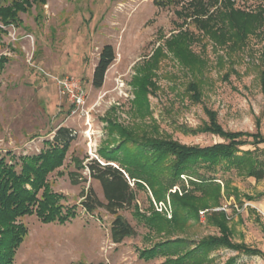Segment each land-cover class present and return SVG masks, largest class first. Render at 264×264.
Masks as SVG:
<instances>
[{"label":"rangeland","instance_id":"obj_1","mask_svg":"<svg viewBox=\"0 0 264 264\" xmlns=\"http://www.w3.org/2000/svg\"><path fill=\"white\" fill-rule=\"evenodd\" d=\"M189 1L46 0L43 5L20 11L19 21L8 26L0 18V26L6 30L0 56L9 58L0 65V159L5 157L8 164H16L19 172L21 157L48 148L47 140L59 127L71 128L76 136L63 164L47 179L52 191L63 195L62 203L77 206V215L65 223L45 222L36 214L18 217L16 224L24 222L28 233L16 249L13 264H169V255L160 253L147 259L141 252L169 237L186 238L194 245L208 234H219L205 224V213L201 212L200 221L191 220L184 232L169 236L151 230L136 214L135 206L147 214L153 206L171 218L169 193H181L180 187L188 186L187 174L161 201L128 178L136 194L134 205L118 214L135 233L114 242L111 226L116 216L104 208L88 213L81 204V194L89 187L105 201L102 186L89 175L88 168L75 164V158L84 160V165L90 159L105 163L99 150L117 137L109 133L111 122L188 145L209 146L224 141L217 134L199 131L210 123L208 110H212L224 130H260L264 136V32L250 36L244 47L231 46L229 41L220 44L199 26L191 12L185 11ZM234 2L248 10L264 4L263 0ZM1 3L8 4L9 0ZM200 18L206 20L207 16ZM186 32L192 38L190 48L204 61L201 74H194L169 48L168 42L178 36L186 39L182 36ZM106 44L114 47L116 58L103 86L96 88L93 73ZM157 53L160 56L153 78L156 92L148 95V107L139 111L133 80ZM67 75L75 78L85 95L82 106H76L59 84ZM196 78L201 86L199 101L189 88ZM247 150L264 163V143L246 144L240 154ZM72 172L79 175L78 183L72 182ZM195 174L215 176L223 189L227 181L232 190L237 189L242 207L233 194L225 196L223 206L216 209L225 208L230 215L235 242L264 251V177L257 180L226 163L215 170L197 167ZM230 258H234L233 264H264L260 256L227 247L212 250L202 264H224Z\"/></svg>","mask_w":264,"mask_h":264},{"label":"trees","instance_id":"obj_2","mask_svg":"<svg viewBox=\"0 0 264 264\" xmlns=\"http://www.w3.org/2000/svg\"><path fill=\"white\" fill-rule=\"evenodd\" d=\"M1 1L0 18L2 23L8 26L19 21L20 11H25L34 4L43 5L46 0H9V3L4 5ZM185 11L191 12L199 26L207 30L220 44L229 41L231 46L244 47L250 36L264 32L262 3L255 9L248 10L237 6L234 0H190ZM202 16H207V19H201ZM4 33L6 30L0 26V46L3 44ZM187 33H182L186 39L178 36L168 42L169 48L194 74H201L204 61L190 48L192 38ZM159 56L157 53L153 61L141 67L133 80L135 104L139 111L148 107V95L156 92L157 84L153 78L156 75ZM115 58L114 47L111 44L104 45L93 73L94 87L103 86L105 74ZM7 60V56H0V65ZM262 83L264 91V72ZM189 88L192 97L199 101V80L194 79ZM208 113L210 123L199 128V131L217 134L224 139L223 142L209 146L188 145L172 138L152 135L147 131H134L135 129L121 123L111 122L109 133L117 134L118 138L111 139V145L100 148L99 154L105 163L90 159V162L84 165V160L75 158L77 167L88 168L89 175L100 182L105 197V201L101 200L95 189L89 187L81 194V204L88 213L93 214L99 208H104L116 216L111 226L114 242H121L135 233L134 227L118 214L119 210L134 205L136 194L129 179L134 180L135 186L149 189L155 199L161 201L166 198L169 190L182 180V175L187 174L188 186L182 185L181 193L177 190L169 193L171 218L153 206L149 214L141 212L135 206L136 214L151 230L169 236L175 232H184L191 220L200 221V212L205 211V224L216 228L219 234H208L193 242L194 245L186 238L169 237L164 241L155 242L152 248H145L141 252L142 255L147 259L160 253L169 255V264H202L212 250L227 247L264 259L262 249L233 240V229L229 225L230 215L225 209H216L223 206L225 196L231 197L233 194L239 207H242L244 202L236 193L237 189L232 190L228 181L224 183L223 189L215 176L195 174L197 167L215 170L219 164L226 163L239 170H245L257 180L263 179L264 163L254 156L253 151L247 150L241 154L240 152L241 147L246 144L264 143V136L260 130L256 133L224 130L217 120V113L212 110H208ZM75 137L71 128L59 127L54 137L47 140L48 148L39 154L21 157L19 172L16 170V164H8L5 157L0 159V264H13L16 249L28 233L24 222L16 224L18 217L36 214L45 222L65 223L77 215V206L62 203L63 195L52 191L47 179L51 172L63 164ZM249 137H252V140H249ZM115 143H118L116 147ZM112 162H116L118 166H114ZM71 179L73 183L80 181L76 172L71 173ZM172 255L177 257L172 258ZM233 262L234 258H230L224 264Z\"/></svg>","mask_w":264,"mask_h":264},{"label":"built area","instance_id":"obj_3","mask_svg":"<svg viewBox=\"0 0 264 264\" xmlns=\"http://www.w3.org/2000/svg\"><path fill=\"white\" fill-rule=\"evenodd\" d=\"M76 82L77 81L75 80V78L68 75L61 77L59 79V84L62 87L63 91L65 93H69L72 96L73 103L79 107L84 104L85 95L83 94V92H81L80 88H78ZM161 205H163L162 202ZM219 209H225V208H219ZM201 214H204V211H201Z\"/></svg>","mask_w":264,"mask_h":264}]
</instances>
